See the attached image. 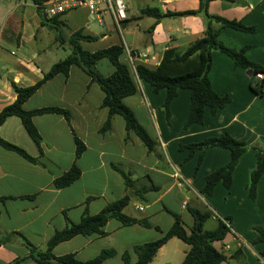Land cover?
Listing matches in <instances>:
<instances>
[{
    "label": "crops",
    "instance_id": "1",
    "mask_svg": "<svg viewBox=\"0 0 264 264\" xmlns=\"http://www.w3.org/2000/svg\"><path fill=\"white\" fill-rule=\"evenodd\" d=\"M144 1L140 12L143 33L140 46L151 57L148 67L157 68L167 50L184 51L203 37L206 25L203 13L160 21L143 13L149 8H158L162 14L198 11L200 0H175L168 7L158 0ZM126 2L127 20L121 24V30L109 14L103 17L101 25L86 7L66 12L61 21L67 26V37L83 30V34L95 38L93 42L81 43L92 53L111 46L141 52L139 47H129L123 36L133 19L129 18L131 8ZM208 11L212 16L256 28L255 33L223 29L219 40L235 50L250 46L247 58L264 68V0H216L209 4ZM90 18L99 27L97 33L90 29ZM213 27L218 30L221 25L214 23ZM113 32L122 36L121 42L112 41ZM58 44L55 32L42 25L32 2L0 0V113L17 100L13 83L23 88L34 86L59 62L52 59L50 52ZM212 59L209 75L212 88L221 96H229L231 102L216 115L207 109L203 125L185 128L190 90L179 91L169 106L168 117L163 109L166 90L155 92L136 76L137 93L123 103L155 142L152 150L134 132L127 131L121 116H113L111 129L103 131L109 119V110L103 105L105 94L80 67L73 66L67 76L60 74L44 83L23 104L24 110L58 108L68 111L71 119L68 121L59 113L33 117L41 136L40 144L30 137L17 116L9 117L0 126V138L36 159V163H31L0 146V264H38L26 242L45 252L49 241L69 222L80 223L86 211L91 216L98 215L126 196L130 202L124 213L148 220L152 228L123 226L110 220L104 227L105 236H77L55 247L53 255L74 254L78 260L87 262L104 250L114 249L117 255L104 264H125L122 258L125 252L130 253L134 264L138 259L135 247L162 238L176 216L191 233L194 218L190 209H197L212 215L204 224L206 231L215 230L219 221L230 227L225 239L214 243L227 258L222 264H264V245L252 244L256 237L254 228L264 226V175L257 185L255 200L249 195L257 154L259 150L264 152V96L251 89L252 74L236 68L230 57L215 51ZM96 70L108 77L115 72V66L104 59L96 64ZM223 134L246 143L248 149L233 171L230 189L220 183L212 195H203L206 177L227 165L231 153L213 147L202 155L200 150L192 153L187 146ZM77 140L85 146L80 158L76 157ZM75 164L81 171L80 178L69 187L56 188L54 182ZM116 168L129 174L134 181L132 187L126 185ZM189 250L190 246L174 237L149 264H182Z\"/></svg>",
    "mask_w": 264,
    "mask_h": 264
},
{
    "label": "trees",
    "instance_id": "2",
    "mask_svg": "<svg viewBox=\"0 0 264 264\" xmlns=\"http://www.w3.org/2000/svg\"><path fill=\"white\" fill-rule=\"evenodd\" d=\"M21 1L32 2L36 6L37 12L42 19V25L47 26L50 30L55 32L56 42L60 45L67 44L70 46V54L68 57L56 63L51 70L45 74L44 79L34 86L23 88L13 83V87L17 92V100L13 105L5 108L0 113V126H2L9 117L17 116L21 118L30 137L37 144H40L41 136L32 122L33 117L47 113H59L64 115V117L70 121V113L58 108H45L27 112L24 110L23 104L47 81L60 74L67 76L73 66H78L83 69L87 75L91 77L92 82L97 83L105 94L103 105L109 110V119L107 120L103 131L107 132L111 129V118L113 116H121L126 122L127 131L134 132L149 150L154 148L155 142L139 124L133 111L123 103L125 98L137 93L136 76L153 87L155 92L166 90L167 98L163 105V109L166 110L168 117L169 106L178 96L179 91H191L189 116L185 123V128L194 124L203 125L207 109H209L212 114L216 115L219 110L224 109L231 102L229 96H221L217 94L211 85L209 75L213 62L212 54L215 51L221 52L230 57L236 68L250 72L252 74L251 89L256 94L260 95L261 91L259 87L254 85V80L258 73H264V68L251 62L247 58L246 53L251 47L247 46L241 50H235L225 46L219 40L221 30L223 29L255 33L256 28L248 27L241 21L227 20L219 16L210 15L208 11L209 4L216 0H200V9L198 11L180 13L167 12L166 14H162L158 8L143 10L144 14H149L151 17L157 19V21L168 17L195 16L203 13L206 25L203 37L195 41L189 48L184 51L169 49L165 52L164 57L157 68H150L147 65L139 64L136 67V74L132 71L129 64L122 62V58L124 57L123 46H111L94 53L87 51L82 47L81 43L93 42L95 41V38L83 34V30L74 32L70 37H67V26L61 21L63 14L48 18L43 12V5L50 0ZM214 23L220 24L221 28L218 30L215 29L213 27ZM153 29L154 26L151 27V31ZM104 59H108L115 66V72L108 77L102 76L96 70V64ZM0 146L6 150L16 152L31 163H36V159L32 158L23 149L6 142L2 138H0ZM213 147L229 150L231 153V159L227 165L219 168L206 177V185L201 191L203 195H212L215 187L220 183H222L226 189H230L233 171L240 158L248 149L246 143L234 139L229 134H223L215 138H208L199 144L187 146L192 153L200 150L202 155L207 149ZM84 151V144L77 140L76 157L80 158ZM202 155L199 162L202 160ZM116 169L122 175L126 185L132 187L134 181L130 178L129 174L118 168ZM263 175L264 152L259 150L257 154V166L251 174V182L249 185V195L253 200L256 198L257 185ZM80 176L81 171L75 164L66 174L54 182L55 187L58 189L69 187L75 183ZM154 189L156 188L154 187ZM129 202L130 198L126 196L109 205L100 214L95 216H91L88 211H86L80 223L73 224L69 222L64 230L57 232L49 241L45 252L38 251L36 247L26 242L27 247L30 249L31 257L38 264H104L105 261L114 258L117 255V252L114 249L104 250L99 256L87 262L78 260L74 254L55 257L53 255V249L61 243L70 241L77 236H105L106 233L104 227L110 220H116L123 226L140 225L144 228H152L148 220H138L124 213V209ZM190 213L194 218V227L191 233L185 229L182 219L176 216L175 223L162 238L155 242L135 247L134 252L138 259L134 264L151 263L158 250L174 237L190 246V250L186 254L182 264H222L225 262L227 258L215 248L214 243L224 240L230 232V227L227 226L225 222L219 221V225L215 230L206 231L204 229V224L211 218V213L201 212L197 209H190ZM156 229L159 230V228ZM254 232L256 237L252 244L264 245V226L255 227ZM262 255L264 256V251L262 252ZM122 258L125 264H133L129 252H125L122 255Z\"/></svg>",
    "mask_w": 264,
    "mask_h": 264
},
{
    "label": "built area",
    "instance_id": "3",
    "mask_svg": "<svg viewBox=\"0 0 264 264\" xmlns=\"http://www.w3.org/2000/svg\"><path fill=\"white\" fill-rule=\"evenodd\" d=\"M158 1L162 6L168 7L175 0ZM82 7L88 8L101 25L103 17L107 14L112 16L114 24L119 30H121V24L127 20L128 5L126 0H50L42 8L46 17L53 18ZM124 58L134 73H136V67L139 64L149 65L151 62L148 53H141L128 47L124 48ZM254 85L259 87L260 95L264 96V73H258L255 76Z\"/></svg>",
    "mask_w": 264,
    "mask_h": 264
},
{
    "label": "rangeland",
    "instance_id": "4",
    "mask_svg": "<svg viewBox=\"0 0 264 264\" xmlns=\"http://www.w3.org/2000/svg\"><path fill=\"white\" fill-rule=\"evenodd\" d=\"M144 0H128L129 6H130V11H129V18L133 17V19L130 21V25L124 29V39L127 43V45L131 48L139 47L141 49V53L145 52L143 48H141V7ZM90 21L92 24L90 25V29L92 30L93 33H97L99 27L97 23L94 21L93 18H90ZM107 23L110 24V21L107 20ZM143 29V27H142ZM112 35L113 40L112 41H118L122 38L121 35H118L116 32H113ZM99 36V35H98ZM121 42V40H120ZM140 51V50H139ZM51 52V57L55 62H58L60 60H63L68 57L70 54V46L65 44V45H56L54 46V50L50 51ZM43 63H46V59L43 58Z\"/></svg>",
    "mask_w": 264,
    "mask_h": 264
},
{
    "label": "water",
    "instance_id": "5",
    "mask_svg": "<svg viewBox=\"0 0 264 264\" xmlns=\"http://www.w3.org/2000/svg\"><path fill=\"white\" fill-rule=\"evenodd\" d=\"M131 196V195H130Z\"/></svg>",
    "mask_w": 264,
    "mask_h": 264
}]
</instances>
